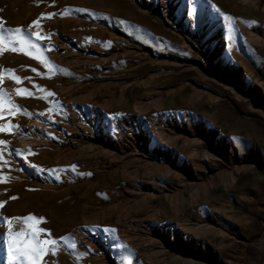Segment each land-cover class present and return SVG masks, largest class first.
Returning <instances> with one entry per match:
<instances>
[{"label": "rangeland", "instance_id": "obj_1", "mask_svg": "<svg viewBox=\"0 0 264 264\" xmlns=\"http://www.w3.org/2000/svg\"><path fill=\"white\" fill-rule=\"evenodd\" d=\"M194 2L0 22L41 37L0 82V264L37 241L35 264H264V0Z\"/></svg>", "mask_w": 264, "mask_h": 264}, {"label": "bare ground", "instance_id": "obj_2", "mask_svg": "<svg viewBox=\"0 0 264 264\" xmlns=\"http://www.w3.org/2000/svg\"><path fill=\"white\" fill-rule=\"evenodd\" d=\"M25 1L26 0H15L13 2L9 1L5 7H2L0 5V22H5V21L9 22L11 21V19L14 20V18H17L20 15H24L25 17L30 15L33 10L32 9L33 6H29L27 9H23V4ZM46 19H47V15H45V20ZM2 28L3 27L0 26V36L4 32ZM15 28H22V27H15ZM21 35L22 33L20 34L14 33V34L5 36L2 38V41H3L2 44H0V64L2 63L7 66V67L2 68V75L0 78V82L4 84L3 86L7 90L10 88V86L13 83V81H10L8 78L12 74V70L14 71V69L20 66L22 62L24 61V58L21 55L23 54L25 49L31 52V51H34L36 48L37 40L35 36L33 35V28L25 32V35L27 36V39H26L27 41L24 44H23L24 40L21 41L22 38L20 39V37H22ZM48 48H49V45H46V50ZM13 49H15V51H13ZM62 55H63V52H62ZM44 61H45L44 62L45 66H47L48 65L47 61L46 60ZM5 96L6 95L4 94L3 98H1V95H0V121L2 118L4 122L3 125L0 123V129H3V131H0L1 136L4 135L8 130L7 122H8V116L11 111V108L6 103ZM30 130H32L33 133L34 132L36 133L37 131L34 127H30ZM23 137H30V134L29 133L25 134L23 135Z\"/></svg>", "mask_w": 264, "mask_h": 264}, {"label": "snow or ice", "instance_id": "obj_3", "mask_svg": "<svg viewBox=\"0 0 264 264\" xmlns=\"http://www.w3.org/2000/svg\"><path fill=\"white\" fill-rule=\"evenodd\" d=\"M195 5V2L194 0H185V7H184V10L186 12V14L188 16H194V12H193V6ZM77 11H83L82 9H77ZM49 15H52V14H49ZM37 23L36 20H33L32 21V24L35 25ZM16 32H19L20 29L17 28L15 30ZM33 35L35 36L36 33L33 32ZM37 39H41V37L37 36L36 37ZM2 38H0V44H2ZM13 51H15V49H13ZM27 54V53H25ZM35 71V70H34ZM18 79V78H17ZM36 87H39L38 85ZM22 91L21 90V94H22ZM0 131H3V129H0ZM0 143H2V141H0ZM27 163V162H26ZM28 167L29 168H32L33 170L39 172L41 169L38 168L36 165H33V164H28ZM28 220H32L33 217L29 216L27 217ZM40 232H44L45 230L44 229H39ZM105 232H110L112 231L111 229L109 228H105L104 229ZM44 251L43 247L39 246V241H37V244L36 246H26L25 249L23 250H17L15 253H13L11 247L9 248V258L12 259L13 257L16 258L15 260V264H20V261H19V257H24L25 259H27V262L28 264H35L36 262V258Z\"/></svg>", "mask_w": 264, "mask_h": 264}]
</instances>
